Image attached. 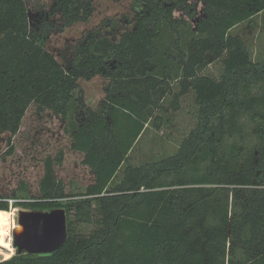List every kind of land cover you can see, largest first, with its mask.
Listing matches in <instances>:
<instances>
[{
	"label": "trees",
	"instance_id": "trees-1",
	"mask_svg": "<svg viewBox=\"0 0 264 264\" xmlns=\"http://www.w3.org/2000/svg\"><path fill=\"white\" fill-rule=\"evenodd\" d=\"M74 1L56 0L55 9L68 15ZM144 1L148 8L119 40L99 35L63 66L43 47L52 22L32 26L25 0H0L7 153L34 104L62 118L71 149L93 175L80 199L64 204L70 195L55 171L62 153L47 156L36 194L25 186L21 195H0L4 210L11 200L27 210L63 208L67 227L55 252L15 253L2 264H264V60L230 34L263 11L264 0ZM178 8L187 20L174 16ZM112 58L118 64L105 74ZM217 61L218 78L203 73ZM173 73L180 88L169 106L176 111L191 91L196 123L173 154L130 164L146 127L164 123L158 111L167 110ZM98 74L113 79L104 112L89 109L78 121V79ZM82 225L94 228L83 235Z\"/></svg>",
	"mask_w": 264,
	"mask_h": 264
},
{
	"label": "rangeland",
	"instance_id": "rangeland-1",
	"mask_svg": "<svg viewBox=\"0 0 264 264\" xmlns=\"http://www.w3.org/2000/svg\"><path fill=\"white\" fill-rule=\"evenodd\" d=\"M154 2L159 6L170 5L166 0ZM25 3L32 26L43 19L52 22L53 28L43 47L63 66L75 58L82 44L99 35L109 36L113 41L119 40L120 34L132 29L142 11L148 8L144 0H75L66 15L59 7L55 9L56 0H25ZM79 3L82 5L77 10ZM199 9L200 4L197 5V10ZM181 10L176 9L174 16L187 20V15ZM189 14L192 16V12ZM67 20L69 23H66ZM230 34L244 43L253 60H264V10L250 20L238 24L230 30ZM184 39L186 40L185 36ZM117 64L112 58L102 65V70L107 74ZM221 70V63L217 61L209 64L203 73L218 78ZM176 76L177 74L173 73V79L170 80L171 92L164 102L167 110L158 111L165 119L164 123L160 127L153 124L146 127L129 153L128 163L138 164L173 154L178 148V143L194 127L197 106L191 91L180 98L176 111L169 106L172 93L180 88ZM112 84L113 79L104 74L95 75L90 80L78 79L77 88L73 91V96L79 102L78 121L87 119L89 109L104 112ZM65 127L60 116L48 110L39 111L31 104L22 118L19 131L11 138V154L7 153L8 134L0 133V195H21L25 186L28 191L36 194L45 158H58L62 153V162L56 163L55 171L57 177L64 182L65 192L70 196L61 202L66 204L80 199V194L92 181L93 175L90 169L81 163L83 155L71 149V138ZM124 166L125 164L117 177L121 175ZM15 208L17 212L27 210L19 206ZM14 219L17 223L16 216ZM93 228V225H82L78 232L88 234ZM0 260H3L2 255Z\"/></svg>",
	"mask_w": 264,
	"mask_h": 264
},
{
	"label": "water",
	"instance_id": "water-1",
	"mask_svg": "<svg viewBox=\"0 0 264 264\" xmlns=\"http://www.w3.org/2000/svg\"><path fill=\"white\" fill-rule=\"evenodd\" d=\"M20 232L12 231L15 253L51 254L67 239L66 213L63 208L21 210L16 213Z\"/></svg>",
	"mask_w": 264,
	"mask_h": 264
},
{
	"label": "clouds",
	"instance_id": "clouds-1",
	"mask_svg": "<svg viewBox=\"0 0 264 264\" xmlns=\"http://www.w3.org/2000/svg\"><path fill=\"white\" fill-rule=\"evenodd\" d=\"M11 204L10 210L6 212H0V253H2L0 255H2L3 260L10 259L14 253V249L12 247L13 237L11 235V231L12 229L17 228L13 216V212H17V209L15 207H11ZM3 249H7L8 251L3 252ZM0 264H2V260H0Z\"/></svg>",
	"mask_w": 264,
	"mask_h": 264
},
{
	"label": "bare ground",
	"instance_id": "bare-ground-1",
	"mask_svg": "<svg viewBox=\"0 0 264 264\" xmlns=\"http://www.w3.org/2000/svg\"><path fill=\"white\" fill-rule=\"evenodd\" d=\"M19 227L18 228H14V230L16 231V232H20L21 230H22V227H21V225L20 224H18V223H16ZM13 247V246H12ZM14 248V247H13ZM15 250V249H14ZM8 250L7 249H3V252H7Z\"/></svg>",
	"mask_w": 264,
	"mask_h": 264
},
{
	"label": "snow or ice",
	"instance_id": "snow-or-ice-1",
	"mask_svg": "<svg viewBox=\"0 0 264 264\" xmlns=\"http://www.w3.org/2000/svg\"><path fill=\"white\" fill-rule=\"evenodd\" d=\"M9 207H10V205H9ZM6 211H8V210H4L3 208H0V212H6ZM15 213L16 212H13V216H15ZM17 225V224H16ZM19 226L17 225V228H18ZM0 254H2V253H0Z\"/></svg>",
	"mask_w": 264,
	"mask_h": 264
},
{
	"label": "built area",
	"instance_id": "built-area-1",
	"mask_svg": "<svg viewBox=\"0 0 264 264\" xmlns=\"http://www.w3.org/2000/svg\"><path fill=\"white\" fill-rule=\"evenodd\" d=\"M11 204V203H10ZM12 206V205H11ZM17 219V218H16ZM17 221V220H16ZM14 229H12V231H13Z\"/></svg>",
	"mask_w": 264,
	"mask_h": 264
}]
</instances>
